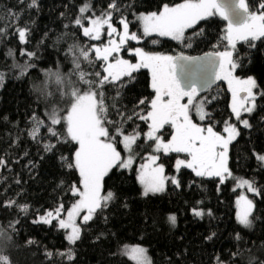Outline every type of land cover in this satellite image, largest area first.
<instances>
[{"label": "trees", "instance_id": "1", "mask_svg": "<svg viewBox=\"0 0 264 264\" xmlns=\"http://www.w3.org/2000/svg\"><path fill=\"white\" fill-rule=\"evenodd\" d=\"M85 2H90L99 15L106 10L109 0H38L39 7L24 11L21 17L22 22L31 20L33 31L30 44L20 45L11 35L0 41V71L5 73V82L0 86V158L7 161V167L0 168V204L13 199L18 205L30 206L27 214L20 212L18 207L0 206V227L13 237L4 254L10 257L11 264H135L124 255V250L127 246L140 245L147 249L152 264H217L216 257H220L224 264H236V261L249 264L253 258L256 264L264 261V164L256 158L257 155H264V96L257 99L256 112L243 117L249 119L251 127H240V136L230 145L228 167L232 178L223 183L215 177H197L186 168L177 172L174 165L178 154L158 153L160 158L157 162L164 165L165 176L171 178L176 172L180 187L173 185L169 179L162 194L143 196L136 172L139 164L153 151L152 142H144L143 139V134L148 131L147 125L135 120L134 123H125L126 131L131 132L137 124L141 131L135 162L130 170L114 168L104 178L102 194L112 191L115 199L102 213H97L93 220L82 225L81 237L76 244H68L65 231L56 227L55 220L52 226L33 223L38 213L44 214L45 210L54 209L59 203H63L67 210L78 199L71 194L70 188L73 184L79 185V174L75 169H69L66 160L62 159L70 160L76 145L57 143L53 151L47 152L43 144L55 142V138L42 130L41 142L37 143L27 133L31 127V115L35 113L43 118L48 107L37 88L47 85L49 92H56V85L46 80L44 73L49 69L56 71L60 61L62 72L69 67L60 52L64 43L57 41L62 36L67 39L65 33L69 30L63 25L79 15L78 9ZM180 2L118 0L124 14L133 21L130 30L138 35L139 24L134 13L158 11L164 3L174 5ZM247 2L256 5L258 0ZM24 7L17 0H0V10L19 11ZM0 15H3L2 11ZM118 15L114 14V20ZM10 22L15 23L10 18L0 21L2 24ZM225 25L226 21L219 17L202 21L198 27H203L204 35L196 38L191 48L155 36L138 44L129 42L128 47L140 46L147 52L183 53L196 57L217 50L214 45L224 34ZM71 31L76 30L73 28ZM153 40L158 43L153 44ZM79 42L97 43L86 38H81ZM9 48L15 51V59L20 63L26 60V57L20 56V48L38 51L39 58L34 61L37 67L17 79L19 72L11 67L13 60L7 56ZM237 48L243 67L237 69L236 75L255 78L259 85L257 91L264 92V42L258 41L256 48L251 49L238 43ZM219 50H223V45ZM126 56L136 61L135 57ZM133 75L135 79L119 90L121 94L115 100L125 115L136 109L140 99L154 97L149 72L141 69ZM105 95L111 105L116 89L107 86ZM201 96L216 97L208 104L207 110L212 113L218 132H222L225 120L238 123L232 119L229 94L222 82L216 83ZM53 100L66 107L57 96L50 97L49 103ZM136 110L146 112L147 104L140 105ZM110 118L120 119L112 109ZM57 129L63 131L61 126ZM170 135L171 129L165 126L164 138L169 139ZM242 179L253 182L261 192V195L253 197L255 219L250 229L243 228L235 220L234 201L239 194L237 182ZM193 209L202 210L204 215H194ZM170 215L176 216L175 226L168 220ZM16 220H19L18 224ZM237 233L241 236L240 240L235 239ZM209 236L212 239H208ZM29 240L35 243L29 244ZM69 249L74 257L72 260L67 255L58 254L67 253ZM49 252L51 257L47 255ZM232 253L236 256L233 257Z\"/></svg>", "mask_w": 264, "mask_h": 264}, {"label": "snow or ice", "instance_id": "2", "mask_svg": "<svg viewBox=\"0 0 264 264\" xmlns=\"http://www.w3.org/2000/svg\"><path fill=\"white\" fill-rule=\"evenodd\" d=\"M17 2L25 5L24 9L0 10L3 12L0 21L10 18L15 22L0 23V41L11 35L20 45H28L33 31L30 27L31 20L22 22L21 17L24 11L37 9L38 0ZM78 12L79 15L69 24L63 25L64 29L69 30L65 33L67 39L62 36L57 41L59 43L62 40L64 43L60 52L63 60L68 61L69 67L62 72L60 61L57 62L56 71L49 69L44 73L46 80L56 85V92H49L47 85L37 88L48 107L43 118L35 113L31 115V127L27 133L37 143L41 142L42 130L55 138V142L43 144L47 152L53 151L57 143L76 145L72 158L62 159L66 160L69 169H75L79 174V185L73 184L70 188L71 194L78 197L77 201L67 210L63 203H59L54 209L45 210L44 214L38 213L33 220V223L49 226L55 220L56 227L65 231L69 245H75L80 239L82 225L88 224L97 213H102L115 199L112 191L102 194L104 178L112 169L128 170L135 162L141 131L137 124L128 132L125 123H134L135 120L145 122L148 131L143 134V139L144 142H152L153 153L183 154V159L177 158L175 161L177 172L186 168L197 177H215L223 183L232 178L228 167L230 145L240 136V127H251L249 119L243 117L256 112V101L264 96V92L257 91L259 85L255 78L244 79L236 75L237 69L243 67L238 43L251 49L256 48L258 41L264 42V0H258L256 5H250L247 0H181L174 5L164 3L158 11L134 13L143 37H167L184 48H191L193 41L204 35L203 27H198L202 21L213 17L226 21L224 35L214 45L217 50L204 57H191L183 53L159 54L147 52L140 47H128L130 41L140 43L142 37L130 30L133 21L124 14L118 0H109L106 10L99 15L90 2L83 3ZM114 14H119L115 20ZM73 28L75 32L71 31ZM81 38L97 43H80ZM152 43L156 44L158 41L153 40ZM221 45L223 50H219ZM125 51L136 58L135 63L123 58L121 53ZM19 54L26 57L23 63L16 61L12 48L7 51V56L13 60L11 67L19 72L17 79L36 68L34 61L39 58L38 51H29L27 48H20ZM141 69H147L151 73L154 97L137 102L136 109L147 104L146 112L133 109L125 115L117 107L115 100L121 94L119 90L132 82L135 79L133 74ZM216 81L226 82L231 93L232 119L238 122L225 120L222 132L216 130L212 113L207 110L208 104L216 97L201 96V92L208 91ZM4 82L5 73L0 71V86ZM107 86L116 89L111 105L105 95ZM52 96H57L66 107L57 104L55 100L49 103ZM110 109L116 112L119 120L110 118ZM204 121L208 123L205 124ZM57 126H61L63 131H58ZM165 126L171 129V136L167 141L163 139ZM121 146L126 156H122L118 150ZM159 158L158 155L150 154L146 157L148 162L140 165L137 179L143 187L142 195L145 197L163 192L169 179L173 185L180 187V181L176 177L168 178L164 175L163 165L157 164ZM257 159L264 164V155H258ZM4 167H7V161L0 158V168ZM238 186L246 187L256 196L261 195L255 184L248 180H239ZM236 203L237 222L250 229L255 219L254 201L241 195ZM0 206L18 207L25 214L30 209L29 205H18L13 199ZM193 214L202 217L204 212L193 209ZM208 214L211 215L210 212ZM168 220L175 226V215H170ZM15 223L18 224L19 220ZM208 239H212V236ZM235 239H241L239 233ZM12 240L13 237L0 227V264H11L10 257L4 252ZM28 243L35 242L29 240ZM58 254L67 255L69 260L74 258L71 249L67 253ZM125 254L135 264H152L146 248L126 247ZM47 255L51 257L52 253ZM232 256L235 257L236 253H232ZM215 259L217 264H224L220 257ZM236 264L239 262L236 261ZM249 264H256L255 259H250ZM259 264H264V261Z\"/></svg>", "mask_w": 264, "mask_h": 264}, {"label": "rangeland", "instance_id": "3", "mask_svg": "<svg viewBox=\"0 0 264 264\" xmlns=\"http://www.w3.org/2000/svg\"><path fill=\"white\" fill-rule=\"evenodd\" d=\"M138 22V21H137ZM138 24H139V22H138ZM226 27H227V23H226V25L224 26V30L226 29ZM133 32H136V31H134V30H132ZM139 32H140V36L142 37L141 38V41L143 40V39H145V38H148V37H143L142 36V29H141V27H140V24H139ZM137 33V32H136ZM138 34V33H137ZM224 35V34H223ZM153 36H155V35H153ZM149 37H151V36H149ZM155 37H158V36H155ZM159 38H167V37H159ZM167 39H169V38H167ZM140 41V42H141ZM130 42H132V43H135V44H138L137 42H135V41H130ZM176 42V41H175ZM136 47H140V46H135V47H133V48H136ZM141 48V47H140ZM153 53V52H152ZM159 54H167V55H174L173 53H159ZM121 55L123 56V58L124 59H128V60H130V58H128L126 55H128L127 54V52L125 51V52H122L121 53ZM129 56V55H128ZM130 61H132V60H130ZM133 63H135L136 61H132ZM147 70V69H146ZM148 71V70H147ZM149 72V71H148ZM149 74H150V77H151V73L149 72ZM248 78V77H247ZM244 79H246V78H244ZM218 82H222L224 85H225V87H226V89H227V91H228V86H227V84H226V82H224V81H216V83H218ZM228 94H229V107H230V105H231V93L228 91ZM199 98V97H198ZM231 111V110H230ZM193 119L195 120V116H193ZM196 122H198L199 123V121H196ZM203 123H205V121L203 122ZM206 124V123H205ZM239 126V125H238ZM243 128V127H242ZM171 136V135H170ZM170 136H169V139H170ZM163 139L165 140V141H167L168 139H165L164 138V135H163ZM119 150V149H118ZM120 151H121V154H122V156H126L127 154L123 151V149H122V146H121V149H120ZM162 153V152H161ZM152 154H155V155H158V153H152ZM163 154V153H162ZM150 155V154H149ZM165 155V154H164ZM148 156V155H147ZM146 156V157H147ZM258 156V155H257ZM257 156H256V158H257ZM146 157H145V159H144V161L141 163V164H144V163H147L148 161H147V159H146ZM177 158H180V159H183L184 158V155L183 154H178V157ZM176 158V159H177ZM258 160V159H257ZM141 164H139V166H138V168H137V172H136V176L138 177V172H139V168H140V165ZM157 164H161V163H159V162H157ZM163 165V164H162ZM132 167V166H131ZM163 167H164V165H163ZM131 169V168H130ZM130 169H128V170H130ZM165 169V168H164ZM174 169L176 170V168H175V165H174ZM164 175H165V172H164ZM172 177H176L177 178V175H176V172H175V174H173V176ZM219 179V178H218ZM242 180H244V179H242ZM140 184V183H139ZM140 186H141V189H142V192H143V187H142V185L140 184ZM165 188H166V184H165ZM237 188H238V190H239V194L237 195V197L235 198V201H234V206H235V220H236V222H237V219H236V214H237V211H238V207H237V203H236V201L239 199V197L241 196V195H244V196H247L249 199H252L253 200V197L254 196H256V195H254L253 193H251V192H249L248 190H247V188L246 187H244V186H238V182H237ZM165 191V190H164ZM163 191V192H164ZM163 192H160V193H157V194H162ZM84 213H81V215H83ZM77 223L79 224L80 223V220H79V218L77 219ZM237 224H239L238 222H237ZM240 225V224H239ZM241 226V225H240ZM244 228V227H243ZM135 246H140V245H132V246H127L128 248H130V247H135ZM140 247H143V246H140ZM143 248H145V247H143ZM147 254H148V256L150 257V255H149V253H148V251H147ZM124 255L129 259V260H131L132 262H134L135 263V261H133L132 259H130L129 258V256L128 255H126L125 254V250H124ZM151 259V258H150Z\"/></svg>", "mask_w": 264, "mask_h": 264}, {"label": "water", "instance_id": "4", "mask_svg": "<svg viewBox=\"0 0 264 264\" xmlns=\"http://www.w3.org/2000/svg\"><path fill=\"white\" fill-rule=\"evenodd\" d=\"M226 23H227V22H226ZM206 54H207V53H206ZM206 54H203V55H200V56H196V57H204ZM214 85H216V82L212 85V87H213ZM212 87H211V88H212ZM206 92H207V91H205V92H201V95L204 94V93H206Z\"/></svg>", "mask_w": 264, "mask_h": 264}]
</instances>
